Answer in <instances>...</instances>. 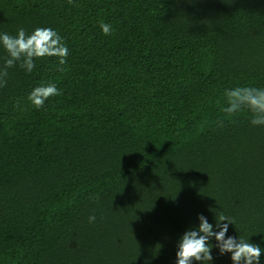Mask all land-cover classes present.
Segmentation results:
<instances>
[{
  "label": "trees",
  "instance_id": "trees-1",
  "mask_svg": "<svg viewBox=\"0 0 264 264\" xmlns=\"http://www.w3.org/2000/svg\"><path fill=\"white\" fill-rule=\"evenodd\" d=\"M38 27L68 55L0 76V246L31 244L19 264H175L198 215H224L264 264V125L224 111L228 90L264 89V0H0V34ZM44 84L61 94L37 108ZM55 188L67 214L43 248L29 234ZM210 243L204 264H233Z\"/></svg>",
  "mask_w": 264,
  "mask_h": 264
},
{
  "label": "clouds",
  "instance_id": "clouds-1",
  "mask_svg": "<svg viewBox=\"0 0 264 264\" xmlns=\"http://www.w3.org/2000/svg\"><path fill=\"white\" fill-rule=\"evenodd\" d=\"M71 2L72 0H69V3ZM100 27L105 35H110L113 31L112 26L106 23H102ZM0 45L4 47L9 56L5 62V71L0 73V76H6V69L14 66L17 61L21 62L22 68L31 72L35 67L36 58L54 56L60 58V64H64L68 55V47L63 42V38L50 27H38L30 34L20 28L16 36L2 33L0 34ZM4 85H6V80L0 79V86ZM60 94L55 84H44L34 87L28 100L35 107L40 108L50 96ZM226 96L228 97V107L224 109L226 113L231 115L246 107L252 113L251 123L254 126L264 125V89L236 87L228 90ZM94 220V216L89 217L90 222ZM198 220V226L186 230L181 235L177 245L175 264H193V261H199L202 264L205 261L211 262L213 245L210 240L213 237L217 242L215 246L221 255L231 253L233 264H260L262 249L259 245L242 238L237 239L232 236L226 238L229 224H233L228 217L220 215L216 219L215 229L203 214L198 215ZM224 221L227 223H223ZM210 244L211 247H209Z\"/></svg>",
  "mask_w": 264,
  "mask_h": 264
},
{
  "label": "rangeland",
  "instance_id": "rangeland-1",
  "mask_svg": "<svg viewBox=\"0 0 264 264\" xmlns=\"http://www.w3.org/2000/svg\"><path fill=\"white\" fill-rule=\"evenodd\" d=\"M66 203L67 193L59 188H55L47 197L37 217L35 229L29 234V238L33 239L34 244L42 246L43 248L49 246V239L52 236L55 224L62 220L67 214ZM16 246L19 248V252H16ZM16 246L13 242L0 246V250L11 257L12 262L7 261L6 264H14L13 262L19 264L21 258L26 254L34 257V255L30 254L33 246L31 244L27 246L25 239L20 238L16 242Z\"/></svg>",
  "mask_w": 264,
  "mask_h": 264
}]
</instances>
